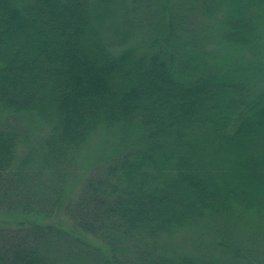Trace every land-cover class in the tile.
<instances>
[{"label": "trees", "instance_id": "obj_1", "mask_svg": "<svg viewBox=\"0 0 264 264\" xmlns=\"http://www.w3.org/2000/svg\"><path fill=\"white\" fill-rule=\"evenodd\" d=\"M0 216V264H264V0H0Z\"/></svg>", "mask_w": 264, "mask_h": 264}, {"label": "rangeland", "instance_id": "obj_2", "mask_svg": "<svg viewBox=\"0 0 264 264\" xmlns=\"http://www.w3.org/2000/svg\"><path fill=\"white\" fill-rule=\"evenodd\" d=\"M22 129H27L29 127L28 124L25 122L21 123ZM39 137L38 131L34 130L32 128V132L28 134V138L30 141L26 142L24 144L21 143L20 146H18L17 155H23L32 153L30 149L34 148V143L37 140L36 137ZM94 140L90 143V145L83 146L79 152L78 155H73L72 160L66 163L61 168L54 169L52 171H46L44 169H41V172L48 175L50 177L49 185L50 187L54 185L56 187L58 184H61L63 187V190L68 193V198H66L64 203L68 202V199L73 198L74 195L77 192V189L79 187L78 180H80V176L83 174V172L87 169L84 165L87 161V154L91 153L94 147L96 148L98 144H101L99 140L101 139V136L99 134L94 135ZM90 167V166H88ZM63 178V180H61ZM41 177L38 174H35V172L30 175V178L28 179L29 183H38L40 181ZM68 191H67V189ZM60 208L58 207L57 210L55 209L52 213L51 217L45 218V222L52 221V222H59L64 219V217H57L60 212L58 211ZM7 219H13V217H17L18 219H23L24 221L29 220L31 218H38L37 215H32L30 212H24L20 213L19 210L16 212H8ZM63 215V214H62ZM6 217L5 215H2ZM0 220H2V217L0 216ZM262 237L264 239V233H261ZM87 239L91 242V245L87 242L79 245L80 247H76L75 245L71 246H64L62 247L63 250H68L70 248L71 251H73L76 255L82 254L83 256L79 259L82 264H115L111 258L108 257L109 249L107 246H105L104 243H101L99 245V242L96 239H92L91 237H87ZM192 245L189 246V243L192 242ZM173 242H176L180 245H183L184 249H188L193 251L194 253L200 252L199 250H202L203 247H201V243L198 241V237L194 235V233L191 231H181L177 233L173 237ZM258 242H260L259 247H256V253H258L259 257L264 256V240L258 239ZM208 246V245H207ZM81 248V249H79ZM159 252V251H158ZM111 261V262H110Z\"/></svg>", "mask_w": 264, "mask_h": 264}]
</instances>
